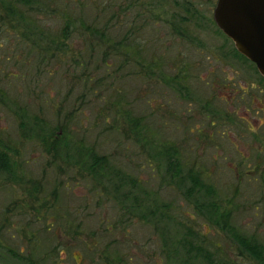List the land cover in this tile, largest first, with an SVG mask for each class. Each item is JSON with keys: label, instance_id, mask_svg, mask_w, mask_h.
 <instances>
[{"label": "rangeland", "instance_id": "1", "mask_svg": "<svg viewBox=\"0 0 264 264\" xmlns=\"http://www.w3.org/2000/svg\"><path fill=\"white\" fill-rule=\"evenodd\" d=\"M48 3L0 0V264H258L264 83L216 0Z\"/></svg>", "mask_w": 264, "mask_h": 264}, {"label": "water", "instance_id": "2", "mask_svg": "<svg viewBox=\"0 0 264 264\" xmlns=\"http://www.w3.org/2000/svg\"><path fill=\"white\" fill-rule=\"evenodd\" d=\"M213 21L264 78V0H216Z\"/></svg>", "mask_w": 264, "mask_h": 264}, {"label": "trees", "instance_id": "3", "mask_svg": "<svg viewBox=\"0 0 264 264\" xmlns=\"http://www.w3.org/2000/svg\"><path fill=\"white\" fill-rule=\"evenodd\" d=\"M50 0H19V2H21L25 8V13L30 15V13L34 14L35 12L37 13H42L43 10H45V4H46V8L50 9V12L53 13V9L50 7V4L48 3ZM12 15H17V11H14L13 7H10V10ZM57 11V10H56ZM23 13H21L22 15ZM19 15V18L17 20L21 21L24 25H27V27L30 28H34V26L32 25L31 21L28 20L26 21L23 16ZM74 25L72 24V22L69 20L68 22L65 23L64 28H62V36H63V40L67 39L69 34L71 33V31L73 30ZM85 30L89 31V32H93L94 29L90 28L88 25L87 27H84ZM39 37L42 39H46L47 36L43 35V30H40V32L38 33ZM33 45L37 46V47H41L39 45V43L37 42H33ZM235 54L240 57L241 59H243L245 62H248L243 56H241L240 54H238L235 50H234ZM138 121L133 122V129L134 130H138ZM163 157L166 160V164H167V168L169 169V171H171L172 175L171 177H179L180 173H181V162L177 159L176 157V152L173 148L171 147H165L163 149ZM91 164L88 166V170L89 171H93L99 164L104 165L106 163V159L105 157H100V158H96L94 156H92L91 158ZM0 170L1 171H5L7 172V158L6 155L4 154H0ZM191 178V177H190ZM192 182V193H194L195 191L197 193L201 192V190L204 188H202V186L199 184V180L198 179H193V177L191 178ZM200 188H202L200 190ZM210 188H207V192L206 194L209 192ZM201 207V206H199ZM207 210L206 212L208 213V215H213L216 216V214H218V210L219 207L216 204L213 203H209L206 206ZM225 217L224 215H219L217 218V222L216 224L219 225L220 221H224ZM222 221V222H223ZM223 224V223H222ZM239 238V237H237ZM239 243L241 244V246L243 247V250L246 251L248 254H250V256L255 259L258 264H264V250L262 248L261 245L257 244L254 242V240L252 239H239L238 240Z\"/></svg>", "mask_w": 264, "mask_h": 264}, {"label": "flooded vegetation", "instance_id": "4", "mask_svg": "<svg viewBox=\"0 0 264 264\" xmlns=\"http://www.w3.org/2000/svg\"><path fill=\"white\" fill-rule=\"evenodd\" d=\"M234 50H235V48H234ZM236 51V50H235ZM237 52V51H236ZM238 53V52H237ZM239 54V53H238ZM242 56V55H241ZM245 58V57H244ZM246 59V58H245ZM247 60V59H246ZM248 61V60H247ZM248 65H250L251 67H252V69L254 70V72L256 73V75H258V77H259V79H260V81L262 82V83H264V78L258 73V71L256 70V67H255V65L253 64V63H251L250 61H248V62H246ZM247 91L245 90V91H242L241 93L242 94H247L246 93ZM235 93H237L236 91H234L233 93H232V95L233 94H235ZM242 97V96H241ZM233 98V97H232Z\"/></svg>", "mask_w": 264, "mask_h": 264}]
</instances>
